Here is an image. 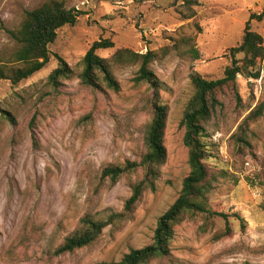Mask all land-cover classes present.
Returning a JSON list of instances; mask_svg holds the SVG:
<instances>
[{
	"label": "rangeland",
	"instance_id": "rangeland-1",
	"mask_svg": "<svg viewBox=\"0 0 264 264\" xmlns=\"http://www.w3.org/2000/svg\"><path fill=\"white\" fill-rule=\"evenodd\" d=\"M47 0H0V56L15 43L6 29L18 27L26 11ZM82 14L59 29L49 62L18 84L0 82V264H101L119 261L132 249L153 242L159 217L178 198L190 172L181 121L195 93L192 75L224 76L229 49L241 43L251 14L264 0H64ZM253 30L264 37V19ZM104 58L120 48L156 53L151 68L162 83L168 106V158L156 180L129 216L104 228L91 245L59 253L84 216L107 219L121 212L143 171L112 184L102 178L109 164L140 161L146 152L153 91L136 83L141 62L114 65L120 91L82 83L81 61L93 42ZM63 57L75 70L55 92L47 77ZM242 58V55H239ZM258 79L239 75L237 89L218 91L224 111L205 139L207 163L227 171L209 195L210 208L229 214L230 235L221 216L188 218L176 226L170 254L147 264H264V114L250 123L249 146L234 137L244 119L264 102V59ZM237 213L243 217L234 216Z\"/></svg>",
	"mask_w": 264,
	"mask_h": 264
},
{
	"label": "trees",
	"instance_id": "trees-1",
	"mask_svg": "<svg viewBox=\"0 0 264 264\" xmlns=\"http://www.w3.org/2000/svg\"><path fill=\"white\" fill-rule=\"evenodd\" d=\"M82 12L76 7H68L64 0H47L41 6L25 12L22 23L13 29H6L8 36L15 43L12 51L0 56V82L10 80L13 84L29 78L42 69L50 60V45L58 36V31L66 25L77 23ZM254 19L263 21L264 11L252 13L246 23L241 43L229 49L231 64L225 69L224 76L218 79H208L199 73L192 75L195 93L189 100L181 121L185 127L184 143L189 149L190 172L183 181L178 198L162 214L157 222L153 242L145 247L132 249L119 261L103 262L101 264H147L157 257L170 254V245L175 237L176 226L188 218L202 216L211 219L221 216L226 221L224 235L232 233L229 227V214L210 208L209 195L220 177H226L227 171L210 166L207 159L211 156L205 139L210 136L209 127L214 119L225 109L224 103L218 97V91L233 87L236 96L241 101L237 89L239 75L246 78L258 79L260 71L255 70L264 59V37L253 30L251 23ZM114 47L111 39H99L91 45L84 55L81 64L80 79L83 84L120 91V83L116 78L113 67L117 64L141 62L134 77L136 83H147L153 91L151 100V116L145 136L146 152L140 161L127 160L123 164H109L102 170V178L109 179L112 184L121 178L143 171L141 178L132 185L131 195L127 198L121 212L112 213L107 219H98L86 215L81 220L78 231L68 236L58 248L59 253H71L77 249L93 244L112 222L121 221L134 211L146 190H156V180L161 174L162 166L168 158L165 145L168 106L163 103L160 90L162 83L151 68L156 53L148 51L137 53L129 48L118 49L111 57L104 58L98 50ZM242 55V58H239ZM58 66L47 77L55 92L63 85V80L73 76L74 68L61 56ZM0 114L14 122L11 113L0 105ZM264 114V102L250 111L234 134L240 147L250 145L248 130L250 123ZM264 209V204L262 205ZM234 216L243 221V217ZM250 264V263H247Z\"/></svg>",
	"mask_w": 264,
	"mask_h": 264
}]
</instances>
